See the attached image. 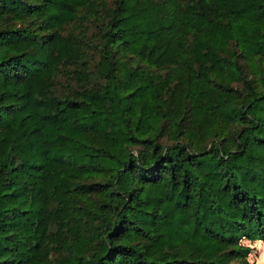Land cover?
Here are the masks:
<instances>
[{
    "label": "trees",
    "instance_id": "obj_1",
    "mask_svg": "<svg viewBox=\"0 0 264 264\" xmlns=\"http://www.w3.org/2000/svg\"><path fill=\"white\" fill-rule=\"evenodd\" d=\"M255 242L264 0H0V264H264Z\"/></svg>",
    "mask_w": 264,
    "mask_h": 264
},
{
    "label": "rangeland",
    "instance_id": "obj_2",
    "mask_svg": "<svg viewBox=\"0 0 264 264\" xmlns=\"http://www.w3.org/2000/svg\"><path fill=\"white\" fill-rule=\"evenodd\" d=\"M247 244H250L248 241H245ZM253 251L250 255L251 261H257L259 263H264V243L255 242L252 244Z\"/></svg>",
    "mask_w": 264,
    "mask_h": 264
}]
</instances>
